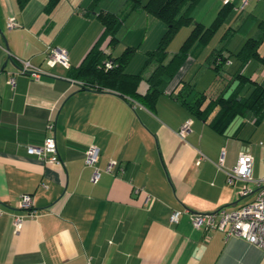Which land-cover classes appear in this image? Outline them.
Returning <instances> with one entry per match:
<instances>
[{
  "label": "crops",
  "instance_id": "crops-1",
  "mask_svg": "<svg viewBox=\"0 0 264 264\" xmlns=\"http://www.w3.org/2000/svg\"><path fill=\"white\" fill-rule=\"evenodd\" d=\"M111 1L114 7L105 4ZM240 1L231 0L236 23L228 24L220 40L232 29H254L253 37L264 33V0H248L242 10ZM123 6L124 0H28L24 6L0 0V264H264V249L235 234L194 228L189 217L192 211L231 210L253 197L240 196L242 182L229 183L226 171L245 149L252 156L253 178L264 175V114L257 122L252 112L235 116L220 131L209 123L215 110L201 118L176 95L183 82L196 87L193 76L205 66L213 76L206 87L196 88L210 97L230 92L226 83L240 61L231 54L216 71L213 57L218 51L236 52L246 38L235 51L210 48L229 13L147 108L113 89L81 88L80 80L88 76L74 72L103 31L98 14ZM10 16L17 25L9 28ZM126 18L132 24L123 37L116 32L119 41L111 52L116 56L125 46L136 47L125 71H142L138 90L143 93L154 64L143 67L142 57L157 45L166 25L143 9ZM178 31L168 43V56L187 36ZM47 44L66 49L69 66L47 65ZM263 46L264 39L257 49L264 57ZM252 59L259 63L258 74H247ZM252 59L241 71L264 84V63ZM20 60L50 74L36 79L20 72ZM226 63L233 67L225 68ZM251 88L246 83L240 94ZM48 121L54 123L61 163L45 162L27 149L43 142ZM187 121L182 136L178 130ZM89 144L99 149L96 182L90 179L93 167L84 163ZM111 160L115 164L107 171ZM23 192L32 195L33 215L18 206ZM173 210L181 211L177 221L170 220ZM15 216L22 218L17 231Z\"/></svg>",
  "mask_w": 264,
  "mask_h": 264
},
{
  "label": "trees",
  "instance_id": "trees-1",
  "mask_svg": "<svg viewBox=\"0 0 264 264\" xmlns=\"http://www.w3.org/2000/svg\"><path fill=\"white\" fill-rule=\"evenodd\" d=\"M27 1L18 0L20 6H24ZM198 2L199 0H124V6L120 11H103L98 14L103 24V31L81 63L74 68L76 76H88V80H80L79 86L86 88L90 84L91 86L96 85L98 88L113 89L129 97L136 105L152 107L157 95L164 91L165 86L181 67L187 55L194 48L201 47L210 41L233 8L231 1L222 2L216 17L208 25H204L199 21L195 23L193 21L192 10ZM139 9H143L147 14L163 21L166 25L157 45L146 52L143 67L149 63H153L154 67L145 77L148 88L143 93L138 90L139 83L144 78L142 71L137 73L125 71L126 64L136 47L125 46L116 56H112L111 52V48L119 41L116 32L123 21L131 11ZM188 25H191V28L187 36L179 48L171 56H168L169 41L180 27ZM260 26L264 30V24L260 23ZM105 39H107V46H102ZM263 39L264 33L258 37L249 36L239 50L234 53L230 52L227 56L222 55L220 51L216 52L213 57L215 63L213 69L216 71L231 54L240 61V66L226 83L228 88L231 86L230 92L227 94L221 92L215 97H210L194 85L183 82L176 95L192 113L201 118H207L215 110L209 123L217 130L223 131L235 116L244 115L247 112H252L254 122H257L264 114V84L252 80L243 74L241 69L252 58L264 63V57L257 50ZM111 58H113L111 66L106 67L104 61L111 60ZM246 83L251 84L252 88L243 97L240 91ZM232 84L234 85L232 86Z\"/></svg>",
  "mask_w": 264,
  "mask_h": 264
},
{
  "label": "built area",
  "instance_id": "built-area-1",
  "mask_svg": "<svg viewBox=\"0 0 264 264\" xmlns=\"http://www.w3.org/2000/svg\"><path fill=\"white\" fill-rule=\"evenodd\" d=\"M230 1L222 0V2ZM247 2L248 0H241L238 9H242ZM16 25L17 23L14 17L10 16L7 20V26L10 28ZM44 53L47 65L53 66L59 63L63 66H69L68 52L66 49L47 44ZM111 62V60H106L104 61V65L110 67ZM19 71L29 73L36 79L41 78L42 75L50 74L41 67L32 64L29 60H20ZM46 126L49 133L45 136L43 142L39 145L28 146V152L37 155L45 162L61 163L54 136V123L48 121ZM188 126V121L183 123L178 133L183 136ZM98 156L99 149L95 144H89L84 150V163L93 167L90 177L92 182H96L100 175V170L96 166ZM222 162L223 155L220 157L219 164L222 165ZM113 164H115V161L111 160L107 164L106 170L110 171ZM226 180L229 183L240 180L242 182L241 188L239 189L240 196L244 197L253 193V197L231 210L220 208L212 212H189L192 226L194 228L202 227L205 230L218 229L226 237L235 234L245 238L257 247L264 249V175L259 178H253L252 156L248 150L241 149L238 152L235 165L231 170L226 171ZM251 185L256 187L255 190H253ZM135 191H138V189L136 188ZM18 206L27 209L29 215H33L36 212L32 195L28 192L19 194ZM180 213V210H173L170 215V220L177 221ZM21 224L22 218L15 216L13 218L14 230H19Z\"/></svg>",
  "mask_w": 264,
  "mask_h": 264
},
{
  "label": "rangeland",
  "instance_id": "rangeland-1",
  "mask_svg": "<svg viewBox=\"0 0 264 264\" xmlns=\"http://www.w3.org/2000/svg\"><path fill=\"white\" fill-rule=\"evenodd\" d=\"M104 1H102L103 3ZM222 0H200L197 5L195 6V8L193 9L192 15L194 17V23L197 21H202L205 25L209 24L212 19L215 17L216 12L218 10L219 5L221 4ZM239 0H235V4L238 3ZM104 4V3H103ZM106 5L110 6V7H114L115 4H113V2H105ZM152 17V16H151ZM235 17L236 16V11L233 10L230 15L228 16V18L226 19V21L224 22V24L220 27V29L216 32V34L214 35V37L212 38V40L210 41V48L212 47H216L217 49L222 48L223 46L227 47L228 49H225V52L228 51H235L240 44L245 40V38H247L248 36L253 34V30H247V29H235V30H229V33H227L226 35H224L220 40L221 35L223 34V32L225 31L226 27L228 26V24H235ZM132 24V21L129 18H126L125 21L123 22V24L120 26L119 30H118V37H123L125 35V32H127V28L129 27V25ZM189 26H183L182 28H180V30L178 31L179 35L184 33V37L187 35V30H188ZM191 27V26H190ZM131 29V28H129ZM127 30V31H126ZM124 33V34H123ZM184 39V38H183ZM182 39V40H183ZM125 45V44H124ZM230 49V50H229ZM262 52H264V46L261 49ZM138 52V50H136ZM224 51V50H223ZM139 53H137L138 56ZM142 59L145 61L144 56L142 57ZM233 57L230 58V61L233 62ZM228 62V61H227ZM252 63H250V65H248V69H247V74L248 73H260L259 68L257 69V66H259L258 61L253 60L251 61ZM150 65V64H148ZM147 65V66H148ZM146 66V67H147ZM145 67V68H146ZM233 65H228V63H226V67L227 69L232 68ZM145 68H143L145 71ZM253 71V72H251ZM213 76V70H208V68L205 66L204 68H200L195 72V75L193 76V79L196 81V87L199 89H203L204 87H206L207 81ZM248 113V112H247ZM246 113V114H247ZM241 115V116H245ZM239 115H237L236 117H238ZM237 120V119H235ZM234 120V121H235ZM232 127L234 126L231 125ZM230 127V128H232Z\"/></svg>",
  "mask_w": 264,
  "mask_h": 264
},
{
  "label": "water",
  "instance_id": "water-1",
  "mask_svg": "<svg viewBox=\"0 0 264 264\" xmlns=\"http://www.w3.org/2000/svg\"><path fill=\"white\" fill-rule=\"evenodd\" d=\"M111 61H113V58H111Z\"/></svg>",
  "mask_w": 264,
  "mask_h": 264
}]
</instances>
